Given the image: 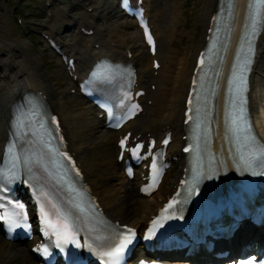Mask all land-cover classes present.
Listing matches in <instances>:
<instances>
[{
    "label": "bare ground",
    "instance_id": "6f19581e",
    "mask_svg": "<svg viewBox=\"0 0 264 264\" xmlns=\"http://www.w3.org/2000/svg\"><path fill=\"white\" fill-rule=\"evenodd\" d=\"M160 1L167 2L165 6H159ZM246 1L236 0L235 2V40L238 38L237 35L245 15ZM178 2L179 0H148V9H157L159 18L165 17L166 21V23L159 21L156 29L154 26L155 36L158 40L156 59L163 65L158 78L154 77L152 58L149 53L145 52L146 47H142L143 51L138 53L133 46V42L126 38L121 27H115L111 23L108 14L105 16L108 23L107 29L101 31L96 27L95 30L94 18L92 22L87 15L82 16V18L72 17L70 15L71 9L60 5L53 8V11L48 10L53 14L42 25L43 29L50 30L51 35H56V37L63 35L58 40L62 41L65 48H68L71 57L75 56L81 61L80 71L84 70L87 60L91 65L98 59L99 55L106 54L103 50L94 49L95 44H101V46L108 44V52L121 61H126L125 55H127L123 47L127 45L132 48L134 57L131 62L135 63L136 68L139 69L140 80H144L143 83L145 84L156 83L158 88L155 92L151 91V85L147 84L149 97L154 101L152 107H147L149 112L146 116L147 120L142 123L135 121L127 129L130 131L133 128H138L139 134L145 132L153 135H159L164 130L172 131L175 142L171 145L170 152L173 153V157L179 156V150L183 146L181 138L185 134L183 114L186 107L187 93L196 66V58L206 43L209 23L218 5L217 0H207L205 3L204 31L201 40L195 46L196 51L191 55L194 58L193 62L190 59L183 60V68L177 72L178 57L175 50L170 47L173 46L174 37L178 33V26L182 24V21L179 20V15L182 13L177 5ZM99 8L101 13L104 8L100 4ZM105 10L114 17L118 16L112 5ZM154 17L158 21L157 15ZM55 21L60 22L54 23ZM167 22L170 23L167 25ZM4 24L3 21L0 29L5 28L6 24ZM68 26L75 28V31L70 32ZM82 27L87 30H94V36L91 38L85 36L81 32ZM125 27L135 28V25L133 22L127 21ZM114 44L118 45L117 49L113 47ZM258 47L257 62L254 67L255 73L252 77L251 108L253 113H255L257 103L264 105V36L261 38ZM41 66V58L35 53L31 45H21L19 41L12 40L8 35L0 34V144L3 145L7 140L5 137L7 134L5 122H7V111L11 105L21 99L24 94L33 90V92L41 90L48 97L51 110L57 112L60 116L71 150L78 156L84 169L86 182L91 185L95 196L98 197L108 216L112 220L123 222L135 228L146 226L148 219L157 212L160 201L166 199L171 191L172 183L174 185L178 183L177 177L169 183L170 178L167 176L157 195L152 198L140 196L139 179L132 183L133 189L128 188L131 183L124 175V165L117 163L119 154L116 143L120 135L126 131L120 133L106 132L104 121L98 119L91 107H85L86 102L81 97L76 96L72 107H68L63 100L67 90L61 91L57 86L66 85L69 86L68 89L73 90V88H76V83L68 77L66 68L62 64H59L62 69L52 76H48L43 72ZM90 153L94 155V158L89 156ZM0 264H39V261L32 255L29 246L20 248L8 242L0 234Z\"/></svg>",
    "mask_w": 264,
    "mask_h": 264
},
{
    "label": "rangeland",
    "instance_id": "374dc122",
    "mask_svg": "<svg viewBox=\"0 0 264 264\" xmlns=\"http://www.w3.org/2000/svg\"><path fill=\"white\" fill-rule=\"evenodd\" d=\"M8 1L9 5L5 7L4 10L0 9V23L2 24L4 21L6 24H4L5 28L3 30L0 29V34L8 35L12 40L19 41L21 45H31L34 48L35 53L41 58L43 72L48 76L57 74L62 69V67H59V60L53 56L50 50L48 51L47 45L42 43V39L39 36L35 37L25 34L23 27L19 26L16 20L18 16H21L23 18V23L29 25L28 31H30L32 27L38 28L39 25L49 19L48 10L50 9L53 11V8L49 7L50 4L52 5V0ZM206 2L207 0H179L177 4L182 13L179 15V20L182 21V24L178 26V33L174 37L173 44V50H175V54L179 61L176 67L177 72L183 68V60L190 59L193 62L194 58L191 55L196 51L195 46L197 42L201 40L204 31L203 14ZM58 3H63V7L71 8L73 11L71 15L76 18H82V16L89 15V20L92 21V18L95 15V13L92 15L89 13V9L85 6L84 0H58L57 4ZM101 22L102 21H97L96 23L99 24L101 28L105 29L107 24L105 23L106 25H103ZM111 22L115 26L122 25L121 30L124 31L126 38L133 42V46L138 53L142 52L143 41L141 40L140 33L136 29L131 27L126 29V23L118 18L112 19ZM57 88L63 91L67 90L68 86L58 85ZM63 100L68 107H72L74 103L73 97L66 96L65 94ZM85 107L88 108L89 106L86 105ZM142 121H146V119L143 118ZM89 156L94 158L92 153H90ZM131 185L128 186V188L133 189Z\"/></svg>",
    "mask_w": 264,
    "mask_h": 264
},
{
    "label": "snow or ice",
    "instance_id": "6c2138e0",
    "mask_svg": "<svg viewBox=\"0 0 264 264\" xmlns=\"http://www.w3.org/2000/svg\"><path fill=\"white\" fill-rule=\"evenodd\" d=\"M148 40H149V43L151 44L152 38L150 35L148 36ZM248 62L250 63V61H248ZM93 75L95 77H97V79H103V80L109 79V77L100 76L97 73H93ZM189 102L191 103V101H189ZM235 103L236 102H234V105H235ZM238 103H239V110L234 111L231 114V131L233 132V134L237 135L238 137L242 136V135L246 137L250 131V125L248 124V121H247L246 117L244 116V109H243L244 101H243V99L241 98L238 101ZM132 107H136V106L133 105ZM165 143H167V141H165ZM123 145H124V142L121 141V146L123 147ZM185 151H188V149H185ZM257 153H258V156H257ZM259 157H264V148L254 149V150L250 151L248 154V157L246 158L244 156H241V160L250 168L253 160L258 159ZM261 164H262V166H264V161H262ZM253 174H256V173L254 172ZM0 207H3V204H0ZM75 207L80 208V205L76 204ZM51 209L54 210V211H52L53 215L61 214L60 209L54 203L51 205ZM41 211L44 214L45 222L49 224V227H51L55 230L57 228V225L52 224L47 219V217L49 216V212H45L43 208L41 209ZM3 218L4 217L0 216V219H3ZM16 226L19 227V225H16ZM55 234L58 236L61 235L59 231H56ZM64 242L65 243L69 242V240L66 236L64 237ZM72 242H74V241H72ZM129 243H131L130 240L125 241L124 245H122L120 248L116 249L114 252L105 253V255H109V256H113V257H119L121 251L123 250V247H126L127 244H129ZM57 246L59 247L60 245L58 244ZM76 246L79 247L80 245L77 244ZM44 252H45V255H47V249H45ZM247 264H252V261H248ZM261 264H264V262H261Z\"/></svg>",
    "mask_w": 264,
    "mask_h": 264
}]
</instances>
